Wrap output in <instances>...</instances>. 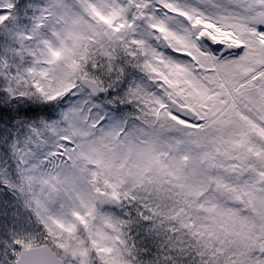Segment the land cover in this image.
<instances>
[{
	"label": "snow or ice",
	"instance_id": "6c2138e0",
	"mask_svg": "<svg viewBox=\"0 0 264 264\" xmlns=\"http://www.w3.org/2000/svg\"><path fill=\"white\" fill-rule=\"evenodd\" d=\"M0 264H264V0H0Z\"/></svg>",
	"mask_w": 264,
	"mask_h": 264
}]
</instances>
